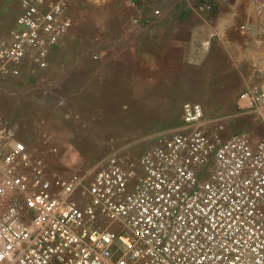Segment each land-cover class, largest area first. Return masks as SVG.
Segmentation results:
<instances>
[{"label": "built area", "instance_id": "2783aa9c", "mask_svg": "<svg viewBox=\"0 0 264 264\" xmlns=\"http://www.w3.org/2000/svg\"><path fill=\"white\" fill-rule=\"evenodd\" d=\"M182 1L201 16L213 9ZM255 8L263 15L264 0ZM67 10L66 0H21L0 59L47 68L69 33ZM236 102V117L264 129V81ZM236 117L187 103L179 125L140 154L130 144L69 176L53 174L0 119V264H264V134L225 138Z\"/></svg>", "mask_w": 264, "mask_h": 264}, {"label": "crops", "instance_id": "0c3cea01", "mask_svg": "<svg viewBox=\"0 0 264 264\" xmlns=\"http://www.w3.org/2000/svg\"><path fill=\"white\" fill-rule=\"evenodd\" d=\"M209 1L212 12L201 16L182 0H66L70 30L47 68L0 59V119L53 174L69 176L139 123L187 103L236 117L219 106L264 73V14L255 0ZM20 13L21 0H0V43L11 39ZM137 17L150 21L135 25ZM252 119L245 129L257 140L264 129L251 116L236 117L226 131Z\"/></svg>", "mask_w": 264, "mask_h": 264}, {"label": "rangeland", "instance_id": "374dc122", "mask_svg": "<svg viewBox=\"0 0 264 264\" xmlns=\"http://www.w3.org/2000/svg\"><path fill=\"white\" fill-rule=\"evenodd\" d=\"M261 70L255 77L251 79V82L249 83L248 88L258 86L264 81V73ZM241 90V89H240ZM238 90L237 93L233 96L232 100H227L221 102V107L226 113H229L230 115L236 114L238 111V106L236 102V95L240 91ZM203 106H205L207 109H211L212 107L208 102H203ZM182 108H175L170 110V114L168 116H165V118H159L157 121L149 126H146L145 124L139 123V127L127 133L125 136V141L116 144L114 147L111 145H106L105 152L103 153V156L100 158H95V160H88L78 171L76 172H85L86 170L92 169L95 166H97L100 162L105 160L110 154L116 152L117 150H124V148H131L130 144H137L138 147L135 148L137 151V154H140L150 143L154 141V137L156 135L165 136L171 132V130L178 126L181 118H182ZM228 116V115H227ZM253 118V117H252ZM160 120V121H159ZM251 120H248V122H238L235 127L229 128L224 133V137H229L236 133L237 131L245 129L248 123H253ZM157 123V124H156ZM262 131L257 132V134H262Z\"/></svg>", "mask_w": 264, "mask_h": 264}]
</instances>
